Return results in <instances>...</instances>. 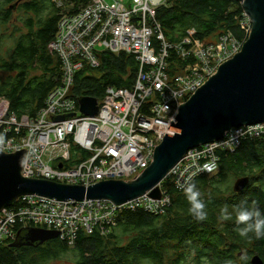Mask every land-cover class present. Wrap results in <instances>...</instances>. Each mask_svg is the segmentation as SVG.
<instances>
[{
    "label": "built area",
    "instance_id": "2783aa9c",
    "mask_svg": "<svg viewBox=\"0 0 264 264\" xmlns=\"http://www.w3.org/2000/svg\"><path fill=\"white\" fill-rule=\"evenodd\" d=\"M165 2L131 0L127 6L123 0H89L75 14L60 16L48 45L60 62V84L33 118L24 115L18 119L9 113L8 101L0 99V152H24L23 179L85 188L135 179L153 162L154 147L169 134L189 94L201 89L220 66L238 54L251 33L252 22L243 11L239 27L244 38L225 33L210 43L196 38L192 30L180 42L170 43L155 18L156 8ZM100 51L133 55L139 72L133 89L107 88L98 102L97 115L86 117L79 112L71 90L78 71L99 66ZM170 53L185 62L173 76L168 75ZM256 138H264V122L231 128L222 139L188 150L164 180L182 191L181 185L218 171L220 152H233L242 141ZM72 145L87 151L89 158L59 169V164L69 161ZM160 185L161 197L147 192L123 204L104 199L60 201L20 196L11 203L16 206L0 210V245L15 239L17 227L26 226L56 230L68 245L75 243L81 231L91 234L97 229L107 235L122 211L163 213L171 200Z\"/></svg>",
    "mask_w": 264,
    "mask_h": 264
},
{
    "label": "trees",
    "instance_id": "16d2710c",
    "mask_svg": "<svg viewBox=\"0 0 264 264\" xmlns=\"http://www.w3.org/2000/svg\"><path fill=\"white\" fill-rule=\"evenodd\" d=\"M18 1L0 0V99L8 101L9 113L19 119L37 114L48 94L60 84L61 70L59 60L48 50L60 19L56 3ZM57 1L60 7L70 5L69 14L88 3ZM15 13L20 15L17 19ZM242 13L236 0H166L156 9L155 18L169 42H179L195 30L196 38L213 43L225 33L244 38L239 27ZM18 22L23 29L17 26ZM97 58V68L86 66L75 75L71 95L76 103L85 97L101 102L107 88L131 90L136 83L139 64L133 55L100 51ZM184 65L170 53L168 75L173 76ZM218 155V171L192 182L206 204V220L194 219L186 193L166 179L160 186L171 203L163 213L122 211L109 234L101 235L97 229L91 234L81 231L73 247L60 238L52 239L47 241L51 251L39 255L36 247L13 248L14 240L5 241L0 245V264H47L46 261L68 252L76 255L72 264H183L190 255L195 258L194 264H249L252 255L264 263V238L256 239L251 233L250 238H242L236 230L233 211L237 206L255 202L264 213V138L246 139L235 151ZM88 158L87 151L72 145L65 166ZM246 176L250 178L248 186L241 193L234 192L230 181ZM225 205L233 212V219L228 221L220 219ZM19 230L17 227L16 232ZM119 234H130V240L119 244ZM242 251L243 255L237 258Z\"/></svg>",
    "mask_w": 264,
    "mask_h": 264
},
{
    "label": "water",
    "instance_id": "95a60500",
    "mask_svg": "<svg viewBox=\"0 0 264 264\" xmlns=\"http://www.w3.org/2000/svg\"><path fill=\"white\" fill-rule=\"evenodd\" d=\"M22 0H19L20 2ZM252 22L251 33L241 51L219 67L216 75L182 104L168 135L155 149L153 162L133 181H107L85 188L45 180L21 177L24 153H0V210L23 195H37L60 201L110 200L123 204L150 192L159 198V185L170 169L188 151L199 145L218 141L231 128L264 122V0H236ZM15 3L13 8L18 4ZM79 112L86 117L97 115L95 98L78 101ZM74 114L68 115L73 117ZM67 117H59L63 120ZM62 169V166H58ZM250 183L249 177L238 178L233 191L241 193ZM148 195V194H146ZM58 238V233L44 229H21L13 248L38 247ZM252 264H264L254 256Z\"/></svg>",
    "mask_w": 264,
    "mask_h": 264
},
{
    "label": "clouds",
    "instance_id": "9594fccd",
    "mask_svg": "<svg viewBox=\"0 0 264 264\" xmlns=\"http://www.w3.org/2000/svg\"><path fill=\"white\" fill-rule=\"evenodd\" d=\"M182 190L186 193L189 202V211L197 221H204L207 219L206 204L200 198V192L194 183L188 185H181ZM235 212L236 230L242 238H250L249 234H254L256 239L264 238V213L253 202L251 206L246 203L237 206L233 209ZM220 219L228 221L233 219V212L229 211L225 205L220 212Z\"/></svg>",
    "mask_w": 264,
    "mask_h": 264
},
{
    "label": "rangeland",
    "instance_id": "374dc122",
    "mask_svg": "<svg viewBox=\"0 0 264 264\" xmlns=\"http://www.w3.org/2000/svg\"><path fill=\"white\" fill-rule=\"evenodd\" d=\"M108 1L110 2V0H108ZM123 1L125 2V4H126L127 6L130 5L131 0H123ZM53 2L56 3V7L60 10V12H59V15H60V16L68 12V8H70V5L67 4V6L64 5L63 7H58V2H57V0H53ZM88 2H89V0H88ZM63 4H64V3H63ZM87 4H88V3H87ZM85 6H86V5H85ZM156 9H157V8H156ZM18 16H20V15H18V14L15 13V15H14L15 19H17ZM17 26H18L19 28L23 29V25H22L21 22H18V23H17ZM241 31H242V30H241ZM179 42H180V41H179ZM170 43H172V42H170ZM176 43H178V42H176ZM23 153H24V152H23ZM24 157H25V156H24ZM68 162H69V161H68ZM66 163H67V162H64V163L59 164V165H61L62 168H66V167H67V166H65ZM74 166H75V165H74ZM71 167H73V166H71ZM237 179H238V178H237ZM237 179H234V180H231V181H230L231 188H233L234 183H235V181H236ZM133 180H134V179L122 180V181H133ZM129 240H130V234H119V238H118V242H119V244L124 245V244H126ZM50 246H51V243H50V242H47V243H45V244H43V245H41V246H39V247H36V249H37V250H36V251H37V254L39 255V254H41V253H44V252L47 251V250H48V251H51V250H49V249H50ZM75 259H76V255H75V253H73V252H68L67 254H64V255H61V256H60V255H57V257H54V259H50V260H48V261H46V259H45L44 261H46L47 264H72V262H74ZM194 262H195V258H194V256H193V255H190V256H188V257L186 258V261H185L183 264H194Z\"/></svg>",
    "mask_w": 264,
    "mask_h": 264
},
{
    "label": "bare ground",
    "instance_id": "6f19581e",
    "mask_svg": "<svg viewBox=\"0 0 264 264\" xmlns=\"http://www.w3.org/2000/svg\"><path fill=\"white\" fill-rule=\"evenodd\" d=\"M156 11V10H155ZM1 153V152H0ZM197 179V178H196ZM183 191V190H182ZM10 205V204H9ZM8 205V206H9ZM8 206H6V207H8ZM4 208V207H3ZM29 227L30 228H36V229H44V230H48V231H54V232H57L58 233V238H60V234H59V232L58 231H56V230H52V229H48V228H46V227H44V226H26V227H22L21 229H29ZM65 242V241H64ZM68 245V244H67ZM75 245V243L73 244V245H68L69 247H73Z\"/></svg>",
    "mask_w": 264,
    "mask_h": 264
},
{
    "label": "flooded vegetation",
    "instance_id": "af4514ba",
    "mask_svg": "<svg viewBox=\"0 0 264 264\" xmlns=\"http://www.w3.org/2000/svg\"><path fill=\"white\" fill-rule=\"evenodd\" d=\"M15 239H16V237H15ZM15 239H14L13 242L16 241ZM243 253H244V251H242V252L240 253V255L237 256V258H238V257H241V256L243 255ZM253 256H256V255H252V256L250 257V259H249V264H252V263H251V260H252V257H253ZM238 260H239V259H238Z\"/></svg>",
    "mask_w": 264,
    "mask_h": 264
}]
</instances>
